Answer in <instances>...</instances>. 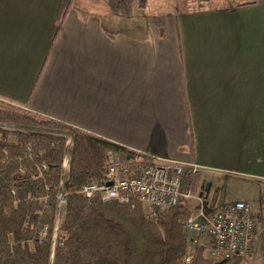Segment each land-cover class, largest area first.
Masks as SVG:
<instances>
[{
    "label": "crops",
    "instance_id": "1",
    "mask_svg": "<svg viewBox=\"0 0 264 264\" xmlns=\"http://www.w3.org/2000/svg\"><path fill=\"white\" fill-rule=\"evenodd\" d=\"M239 1L121 17L74 0L57 30L60 0H0V96L158 161L264 182V0Z\"/></svg>",
    "mask_w": 264,
    "mask_h": 264
},
{
    "label": "trees",
    "instance_id": "2",
    "mask_svg": "<svg viewBox=\"0 0 264 264\" xmlns=\"http://www.w3.org/2000/svg\"><path fill=\"white\" fill-rule=\"evenodd\" d=\"M73 1L60 0L57 30ZM104 1L121 17L144 10L148 2ZM245 5L239 2L231 7ZM0 125L38 131L0 129V264H185L188 237L184 222L192 213L187 205L169 209L151 221L140 205L130 209L79 194L83 185L103 179L109 150L138 159L143 166L152 164L154 157L42 117L1 96ZM65 136L70 138L69 148ZM66 154V205L54 236L56 196ZM43 165L41 177L34 179ZM201 177L196 173L190 184L191 192L200 196L204 194ZM204 250L195 247L191 264H240L242 260L214 262L203 256Z\"/></svg>",
    "mask_w": 264,
    "mask_h": 264
},
{
    "label": "built area",
    "instance_id": "3",
    "mask_svg": "<svg viewBox=\"0 0 264 264\" xmlns=\"http://www.w3.org/2000/svg\"><path fill=\"white\" fill-rule=\"evenodd\" d=\"M14 131L25 132L18 128ZM106 155L108 167L103 179L83 185L79 191L81 196L88 199L97 196L104 203L116 202L130 209L139 205L146 207L147 217L151 221L169 209L196 201L198 208L185 220L184 230L188 234V243L205 247L209 259L214 262L244 258L251 254L259 240L264 246V209L254 215L248 203L235 201L211 213L205 210L202 196L193 194L187 183L188 179L200 172V166L156 159L152 164L143 166L138 159H128L111 150ZM43 169L45 165L38 169V174L33 178L41 177ZM67 171L68 158L65 155L62 182L56 196L55 225L59 224L66 205L67 192L63 179ZM202 239L207 241L206 244Z\"/></svg>",
    "mask_w": 264,
    "mask_h": 264
},
{
    "label": "rangeland",
    "instance_id": "4",
    "mask_svg": "<svg viewBox=\"0 0 264 264\" xmlns=\"http://www.w3.org/2000/svg\"><path fill=\"white\" fill-rule=\"evenodd\" d=\"M101 1V0H99ZM104 1V0H102ZM239 0H148V5L145 14L161 16L165 14L180 13L182 11L197 10L201 7H231L239 3ZM0 129L14 131L10 125H3ZM25 132H38L34 130H25ZM67 147H70V138L65 136ZM66 157L68 158L67 154ZM202 177L201 183L204 190L202 195V201L204 208L208 212H214L218 210L222 205L226 203H232L233 201H243L248 203L253 211L254 215L259 214L264 209V182L257 178H241L235 176L226 175H213L206 172V170H200ZM193 178V177H192ZM192 178L188 179V185L190 186ZM206 189V190H205ZM216 194V198L214 195ZM214 201V206L211 208L210 203ZM187 206L191 212H195L198 208L197 202H189ZM147 210V208L145 207ZM54 236L57 233L58 225L54 224ZM185 231V230H184ZM186 233V232H185ZM188 235V234H187ZM188 237V236H187ZM206 244V240L202 239ZM196 246L188 243L185 254V264H191L192 255ZM203 256L208 258V252L205 248ZM240 264H264V246L259 240L250 255L242 258Z\"/></svg>",
    "mask_w": 264,
    "mask_h": 264
}]
</instances>
